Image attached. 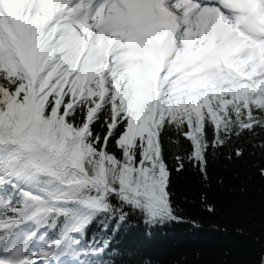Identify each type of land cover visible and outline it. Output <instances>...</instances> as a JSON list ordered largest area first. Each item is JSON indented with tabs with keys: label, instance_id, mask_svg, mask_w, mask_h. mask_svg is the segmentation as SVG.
I'll use <instances>...</instances> for the list:
<instances>
[{
	"label": "snow or ice",
	"instance_id": "obj_1",
	"mask_svg": "<svg viewBox=\"0 0 264 264\" xmlns=\"http://www.w3.org/2000/svg\"><path fill=\"white\" fill-rule=\"evenodd\" d=\"M241 142L264 152V0H0V264H105L82 240L129 212L197 226L174 173Z\"/></svg>",
	"mask_w": 264,
	"mask_h": 264
},
{
	"label": "trees",
	"instance_id": "obj_2",
	"mask_svg": "<svg viewBox=\"0 0 264 264\" xmlns=\"http://www.w3.org/2000/svg\"><path fill=\"white\" fill-rule=\"evenodd\" d=\"M242 160L210 156L209 179L194 167L173 175V193L185 221L148 225L129 212L119 227L97 219L82 243L107 241L105 264H260L264 256V152L250 147ZM174 164L173 151L168 155ZM223 183H220V180ZM214 208L206 210L204 198Z\"/></svg>",
	"mask_w": 264,
	"mask_h": 264
}]
</instances>
